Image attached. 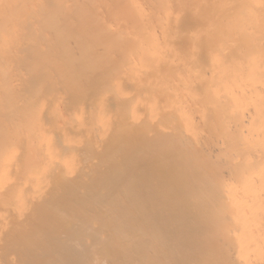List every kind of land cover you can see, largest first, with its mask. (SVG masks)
<instances>
[{
  "label": "bare ground",
  "instance_id": "bare-ground-1",
  "mask_svg": "<svg viewBox=\"0 0 264 264\" xmlns=\"http://www.w3.org/2000/svg\"><path fill=\"white\" fill-rule=\"evenodd\" d=\"M0 264H264V0H0Z\"/></svg>",
  "mask_w": 264,
  "mask_h": 264
}]
</instances>
